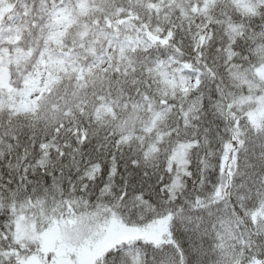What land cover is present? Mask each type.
Here are the masks:
<instances>
[{
	"label": "trees",
	"instance_id": "trees-1",
	"mask_svg": "<svg viewBox=\"0 0 264 264\" xmlns=\"http://www.w3.org/2000/svg\"><path fill=\"white\" fill-rule=\"evenodd\" d=\"M0 49V264H106L137 241L176 264H264V0H0ZM161 183L176 203L198 198L195 230L97 241L108 216L133 225L125 185L160 200ZM61 220L67 243L50 247Z\"/></svg>",
	"mask_w": 264,
	"mask_h": 264
},
{
	"label": "snow or ice",
	"instance_id": "snow-or-ice-1",
	"mask_svg": "<svg viewBox=\"0 0 264 264\" xmlns=\"http://www.w3.org/2000/svg\"><path fill=\"white\" fill-rule=\"evenodd\" d=\"M202 103V101H201ZM207 131L204 136L207 138ZM200 133L197 130V137ZM235 145V142H233ZM229 159L231 154L229 153ZM159 191L165 193L160 200H149L143 192L133 189L129 192L127 185L121 190V195L116 197L120 207L124 209L122 215L126 214L128 221L136 227L157 228L160 231L167 230L175 238L173 229L177 224L182 225L186 230H195L197 221H202V209L196 207L199 204L198 198L186 199L183 203H176V197L168 195V185L161 183ZM45 194H51L55 198V189L44 190ZM128 201V203H126ZM166 238V237H165ZM141 241L131 247L118 246L105 254L106 264H176V257L169 254L163 248L152 251L143 250L139 247ZM177 246L180 247L179 242ZM183 253V248H181ZM193 256L188 264H194Z\"/></svg>",
	"mask_w": 264,
	"mask_h": 264
},
{
	"label": "rangeland",
	"instance_id": "rangeland-1",
	"mask_svg": "<svg viewBox=\"0 0 264 264\" xmlns=\"http://www.w3.org/2000/svg\"><path fill=\"white\" fill-rule=\"evenodd\" d=\"M67 10H60L58 11V20L60 23V26H65L67 24ZM147 35L149 39L153 40L154 42H165L170 36L171 33H164L160 30H152L147 29L146 30ZM206 37L205 35H200L198 37V42L201 44L205 41ZM3 53L4 55H1ZM9 56L11 54L7 49H0V70L3 67L4 63L9 62ZM20 55L14 54L13 57L16 60ZM166 72H168L166 70ZM167 80L171 81L173 85L180 87L184 90H187L198 83V78L190 73H183L181 70L179 71V74L177 75L174 72H168L166 75ZM49 89V80L47 75H42L40 78H37L34 83L32 84V87L26 91L24 100H23V111H33L36 106V101L40 97V95L45 91ZM69 220H61L56 221L53 225H51V228L47 231V240H49V246L57 248L60 246V244L67 243L62 238L61 233V224L66 223L69 224ZM100 225L98 228L97 233L99 234V237L97 241H115L120 239H130L132 236L135 235H141L147 239L153 240L155 242H161L165 239V231H160L157 228H143V227H136L132 225L125 224L122 222L117 216L111 215L106 217L104 220L100 221ZM65 225V224H64ZM87 240H85L84 243H86ZM83 243V244H84ZM87 246V243L82 246V248H85ZM62 258L64 256L60 255ZM87 261V260H86ZM82 264H87L82 263ZM88 264L90 262L88 261Z\"/></svg>",
	"mask_w": 264,
	"mask_h": 264
}]
</instances>
